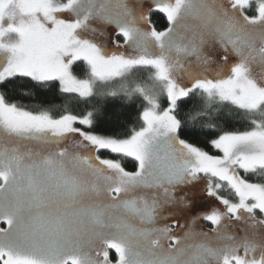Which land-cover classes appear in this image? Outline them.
Listing matches in <instances>:
<instances>
[{"label":"snow or ice","instance_id":"1","mask_svg":"<svg viewBox=\"0 0 264 264\" xmlns=\"http://www.w3.org/2000/svg\"><path fill=\"white\" fill-rule=\"evenodd\" d=\"M108 99L140 126L99 130ZM229 106L246 130L217 131ZM197 187L222 207L182 223ZM0 222V264H264V0H0Z\"/></svg>","mask_w":264,"mask_h":264},{"label":"trees","instance_id":"2","mask_svg":"<svg viewBox=\"0 0 264 264\" xmlns=\"http://www.w3.org/2000/svg\"><path fill=\"white\" fill-rule=\"evenodd\" d=\"M153 22L156 24L158 30H162L167 27L165 18L160 14L153 15ZM109 41V47H110ZM74 73L80 77H87V67L82 63H77L73 69ZM20 83L27 84L28 81H21ZM15 102L28 109L33 110L38 107L56 106L57 108H66L74 113H80L86 111L91 107V104H85L76 97L65 96L60 94L57 89L52 91H42L37 95L34 90L30 87L19 88L13 93ZM162 105H167L165 98L162 100ZM198 103L196 97H191L187 102H180V107L184 111H188ZM104 108L102 110L103 119L100 121L101 131L107 134H124L130 128L139 127L140 124L137 122V110L138 103H130L128 101H113L108 99L103 102ZM122 105H125L122 107ZM217 131L219 130H246L249 125L247 119L243 113L232 107L223 108L216 119ZM215 133L210 135H204L199 137H192V142L197 143L198 146L205 148L211 154H219L215 149L208 147L207 140L214 138ZM125 168L129 171L135 170V165L131 160H123ZM253 182H261L256 177H251ZM222 195L229 199H234L231 192L225 189ZM260 215L259 213L257 214ZM161 226L165 223L160 221ZM205 225V224H204ZM0 227H6V225L0 222ZM207 229L211 228V225L207 222L204 226ZM111 258L115 259V253H110Z\"/></svg>","mask_w":264,"mask_h":264},{"label":"rangeland","instance_id":"3","mask_svg":"<svg viewBox=\"0 0 264 264\" xmlns=\"http://www.w3.org/2000/svg\"><path fill=\"white\" fill-rule=\"evenodd\" d=\"M213 53L209 52V55H212ZM75 74V73H74ZM78 76V75H77ZM80 77V76H79ZM84 78V77H80ZM86 78V77H85ZM164 99V97H161V102ZM167 105H162L161 107H166ZM186 191L193 192L194 195L189 196V199L193 200V206L190 210L184 211L181 213V215L178 217L181 222H185L189 220L192 216L198 215L200 213L208 211L212 207H222V205H219L218 202H216L213 198L205 196L200 190L199 187L195 189H186ZM177 217H174V219ZM165 224H170L171 220H162ZM207 221L204 220H199L197 221L195 227L197 229H204L207 230L206 225ZM205 224V225H204Z\"/></svg>","mask_w":264,"mask_h":264}]
</instances>
